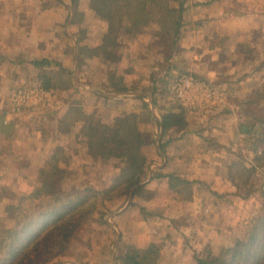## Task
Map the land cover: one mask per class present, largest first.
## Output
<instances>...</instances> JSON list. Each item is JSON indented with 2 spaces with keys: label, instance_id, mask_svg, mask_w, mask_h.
<instances>
[{
  "label": "crops",
  "instance_id": "1",
  "mask_svg": "<svg viewBox=\"0 0 264 264\" xmlns=\"http://www.w3.org/2000/svg\"><path fill=\"white\" fill-rule=\"evenodd\" d=\"M187 5L183 44L191 43L190 70L215 85H227L232 100L221 121L204 126L187 116L185 127L164 130L161 123L166 112L159 110L151 102V93L144 91L150 83L145 65L149 57L158 54L155 50L150 56L145 51L147 43L155 40L153 35H143L144 31L137 38L124 31L115 34L91 9V0H0L1 79H8L11 65L31 62L38 72L53 65L71 78L72 89L67 95L76 99L74 104L62 106L64 110L60 106L54 120L48 116L0 120V224L6 229L16 225L10 210L18 209L8 192L22 195L40 187L42 182L35 175L40 176L45 166L41 164L50 162L57 149L62 147L69 154L71 175L95 171L100 161L91 153L92 139L86 134L92 117L113 135L121 119L145 112L151 113V120L137 129L156 134V139L150 137L151 145L166 147L164 178L186 181L192 185V193L186 199L179 196L177 202L163 204L164 227H159L154 214L160 206L158 201L142 203L151 212L148 217L134 209L121 211L115 216L118 232L132 238L142 254L151 245L159 248L157 264H197L206 249L217 252L248 237L255 215L248 214V205L227 164L232 157L230 148L235 150L244 142L245 149L255 147L262 130L257 125L244 132L253 119L242 107L252 96H264V0H189ZM42 60L49 64L34 65ZM76 110L79 116L69 125V132L62 138L57 136L56 128ZM29 118L52 126L46 131L32 126L34 132L26 136L24 121ZM173 130L178 132L171 138ZM210 145L216 148L208 149ZM257 151L256 145L255 153L261 152ZM89 238L91 234L85 244L79 243V251L92 241ZM104 250L106 242V256ZM88 256L86 262L75 264H98L96 248ZM108 257L115 264V254ZM101 261L104 264V259Z\"/></svg>",
  "mask_w": 264,
  "mask_h": 264
},
{
  "label": "rangeland",
  "instance_id": "2",
  "mask_svg": "<svg viewBox=\"0 0 264 264\" xmlns=\"http://www.w3.org/2000/svg\"><path fill=\"white\" fill-rule=\"evenodd\" d=\"M188 2L189 0H169L168 10L162 11L161 14L160 12H158L155 17L156 19L153 22H151L148 26L142 28L136 35H131V37H139L138 34L141 31L146 32L143 35L151 34L155 37V40L147 43V45L145 46V51L146 53L148 51L150 56L151 54H155V50L158 51L157 57L155 58V55L154 57H149V62L147 63V65H145L147 71L146 78L150 83L149 86H144V91L151 93V102L155 106H157L159 110L165 111L166 113L175 112L184 114L186 118L187 116H190L194 122L199 125L205 126L212 121H221L225 119L221 116L227 111V109H229L232 100V93L227 85H217L221 89H227L226 92L229 96V102L226 111L206 123L199 122L193 116L187 114L185 111L179 108V106L171 99L170 94L167 90L169 81L179 73H192L195 74V76H198L199 78L210 82V80L206 79L204 76L196 74L192 72V70H190L191 62L193 59V53L190 46L191 43H188L186 41V43L183 44V37L185 35V31L187 30L186 23H184V13L188 8ZM181 4L184 5L182 9L180 8ZM69 20L70 19L67 18L66 23ZM44 69L45 70L38 72L31 62H25L20 65L9 66L7 68L8 73H10L9 77L7 76L8 79L3 80L0 76V120L2 118L6 120L9 116V121L15 120L13 119V117L18 118L12 113L10 94L17 85L22 83H30L32 81L38 80L45 88H47L46 85H50V88L47 89L54 90L59 95L61 108L62 106H65L66 103L68 105L69 103L74 104V102H76V99L67 95L68 90L72 89L71 78L64 73H61V71L56 70L53 65L47 66ZM60 110L61 109L58 108V110L52 113H46L39 116H48L49 119L54 120L56 114ZM242 111H244L246 115L253 119L252 122H250L251 125H247V127L244 128V132L249 133V131L253 129L252 127H256L257 125L260 130L262 129L261 131H259V134H257L258 142L256 143V145L258 148L257 153H259L260 151L264 150L263 93L262 96H259V94H257V96H252L250 100L245 105H243ZM139 114L140 115L137 114L136 119L130 120L131 123L129 128L126 129L124 128V126H121L120 133L115 136H113L114 134L109 135L110 132L108 133L107 131H104V129L100 127V124H98L95 118H91L90 126L96 127V134H94V132L90 129H87L86 134H88L89 139H92L93 149L91 150V153L97 160L100 161L98 165L94 166L96 168L95 171L82 172V176L80 175L81 177L73 176L71 175L72 173H70L68 170V167L72 164L69 161V154L65 152L61 147L57 149L55 154L53 155V157H56L57 166L59 167V169H57V175L59 176H56L57 186L63 185L64 192H66L65 195L67 194L65 197L67 198L75 197L76 195H78V191L87 189L100 190L106 193V191H109L108 189L115 184V181L116 185H118L117 179L119 177L121 178L123 175H128V177L133 178L140 176L142 173L147 174L146 176H142L141 178L142 183L139 186H144V189L137 193L138 197L133 196V192L137 187L131 190V192H129L128 194L125 190L124 184L116 187V189H114L112 192L103 195L104 197H98V211L93 214V216H90L89 221L86 224L82 225L75 231L72 239L67 245V248L61 255L57 256V258L54 260L55 262L53 263L75 264L78 262H86L89 259L88 254L90 252H93V248H96V260L98 264H100L102 262L101 260L103 259L104 264H111V257H108V255L111 254L113 256V254H115L116 257V255L125 254L129 246L135 247L132 238H129L127 236L123 237V235L118 232L119 230L117 222L115 220V216H117L118 213H120L121 211L126 212L127 210L134 209L136 211H139L142 216L148 217L151 216V212L148 210V207L142 206V203L158 201L156 203L160 204V206L158 205L157 208L159 209L154 210V214L158 216L157 220L159 222V227H164L166 223V213H164L163 204H167L168 202H177L179 200V196L183 197L182 199H186L191 195L192 185L189 186L188 184L183 183H180L179 185L175 177H170V179L164 178L162 173L166 166L164 157V154L167 153L166 147H157V145H151L150 137L156 139V134L147 132V130H142L143 124L151 120V113L150 115L145 112ZM78 116L79 110H76L75 112H72V114L69 115L67 119L62 117V119H65L66 121L62 120V122L56 128V135L61 138L66 135V133H68L70 130L69 125L72 124L74 119H76ZM38 118L39 117H36V119ZM57 119L59 121V118ZM186 121L178 123L173 127H176V129L185 127L186 125L183 124H186ZM24 124L25 130L23 131V133L26 136H28L29 133L34 132L33 127H35L34 130L39 127V130L46 131L49 127L52 126V124H41L35 120H31L30 118L27 121H24ZM93 124H95V126ZM137 126L142 127L139 132H141L142 135L145 136L143 142L146 143L145 146H143L144 149L142 148L143 156L142 158L139 157L138 160L134 159L133 157L124 156L123 154L126 150H128V147L126 145L119 144V141L124 140L127 130H131V127L137 128ZM177 132L178 130H173L172 133H170L171 138L175 137ZM153 141L154 140H152V142ZM245 145L246 143L244 142L241 146L234 147L233 149L235 150H231V148L229 149L230 154H232L230 156L232 157L230 158L231 160L229 164H227V166L229 165L228 173L237 185L239 194L243 199H245V203L248 205V208L250 210L248 214H250V217L255 215L253 226L250 231L251 234L257 218L264 211V163L260 166L256 164V158L258 157L255 153L256 145L255 147L252 145L250 147L251 149H248L247 147L245 149ZM158 148L160 149V151H158ZM210 148L214 149L216 147L210 145L208 146V149ZM250 150L252 151V153ZM252 159L258 168H255V165L253 166ZM41 165H45L43 168L51 171V165H49V162L47 164L46 162H44V164ZM36 166L39 167V164H37ZM33 169L31 173L35 175V171H33ZM150 170L152 171L151 174ZM51 174L52 173H50L49 175L50 177H52ZM151 175L154 177H152ZM35 176L42 182V184L40 187H36L33 191H36L37 189H40V191H44L46 179L49 180L50 177H47L43 180L42 177L37 175ZM202 184L204 185L205 183ZM198 187L195 186V188ZM200 188L205 189V186H202ZM179 190L181 191L180 194ZM8 195L9 198L13 202L17 203L18 206L17 210H10V212L12 214H15L16 216V225L10 229L16 228L20 221L23 222L33 217L35 211L33 208L34 205H32V203H42L46 205V202L51 200H48V198H46L45 196H41L33 202H30L26 198L22 200V195L16 192H8ZM20 197L22 198L20 199ZM103 201L104 206L106 205L105 207L100 206L101 204H99ZM112 202H114L113 208L110 206ZM173 225L175 229H177V226L175 224ZM1 228H3L4 230L6 229L2 224H0V230ZM90 234L91 238H89V240L91 239L92 241L89 242L87 246L83 247L84 250L82 252L79 251V243L82 242L83 244H85V239ZM250 234L248 235V237L250 236ZM75 237L77 238V242H74L73 240ZM247 238L245 240H247ZM105 242L106 250L104 251H106V256L105 252L103 253V244ZM135 248L137 249L138 254L141 257L144 256L146 252H148L147 250L144 254H142V249H138L137 247ZM208 250L210 249H206L200 256L205 254V252H207ZM103 256L106 258H102ZM153 257H155V254H149V258ZM116 260L117 259H115V264H118Z\"/></svg>",
  "mask_w": 264,
  "mask_h": 264
},
{
  "label": "trees",
  "instance_id": "3",
  "mask_svg": "<svg viewBox=\"0 0 264 264\" xmlns=\"http://www.w3.org/2000/svg\"><path fill=\"white\" fill-rule=\"evenodd\" d=\"M183 7L184 5L181 4L180 8ZM168 8L169 0H91V9L101 19L108 22L112 32L119 34L124 31L130 36L136 35L142 28L156 19L158 12L161 14L162 11H166ZM46 64H49L47 60L34 62L36 67H42ZM46 87L50 88V85H46ZM136 118L137 113H133L121 119L117 133L113 136L120 133L121 126L126 129L129 128L130 120ZM185 121L184 114L168 112L163 115L161 124L163 129L166 130ZM90 127L88 130L90 129L96 134V127ZM100 127L107 131V127L103 125H100ZM125 135L124 140L119 141V144L128 147L123 155L133 157L136 160L139 157L142 158V148L146 144L143 142L145 136L133 127H131V130H127ZM90 148L93 149L92 142ZM257 156L256 164L260 166L264 163V150ZM56 161V157H53L49 162L51 171L46 168L40 171V177L43 180L50 177L49 175L52 173V177L49 180L46 179L45 190L40 191V189H37L31 193L23 194V198L20 197V199L26 198L30 202L41 196L51 200L47 201L46 205L32 203L35 211L33 217L23 222L20 221L16 228L5 230L1 228L0 264H55L53 263L54 260L67 248L75 231L86 224L90 216L98 211V197H104L103 195L112 192L116 187L123 184L128 194L137 187L133 192L134 197H138L137 193L144 189V186L139 185L142 183V176H146V173L133 178L123 175L117 179L118 185L115 181V184L106 193L100 190L87 189L78 191V195L75 197L67 198L65 197L67 194L65 195L63 185L57 186L56 176H59L57 175L59 167ZM255 168H257V165H255ZM176 179L178 184L179 182L187 183L186 181H180L179 178ZM99 204L103 207L106 206H104V201ZM159 252L156 246L151 245L148 252L141 257L134 246H129L125 254L117 255L116 259L118 264H157ZM149 254H155V257L149 258ZM197 264H264V211L257 218L247 240L237 239L232 246L221 247L217 252L208 250L197 258Z\"/></svg>",
  "mask_w": 264,
  "mask_h": 264
},
{
  "label": "built area",
  "instance_id": "4",
  "mask_svg": "<svg viewBox=\"0 0 264 264\" xmlns=\"http://www.w3.org/2000/svg\"><path fill=\"white\" fill-rule=\"evenodd\" d=\"M171 99L201 123L221 115L227 109V89L205 81L192 73H179L168 83ZM11 110L18 118L40 117L60 107V97L38 80L17 85L10 94ZM40 115V116H39Z\"/></svg>",
  "mask_w": 264,
  "mask_h": 264
}]
</instances>
